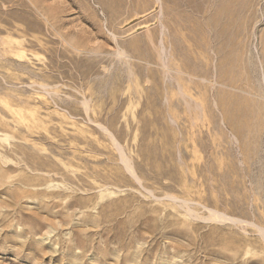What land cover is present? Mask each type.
I'll return each mask as SVG.
<instances>
[{
	"label": "rangeland",
	"instance_id": "rangeland-1",
	"mask_svg": "<svg viewBox=\"0 0 264 264\" xmlns=\"http://www.w3.org/2000/svg\"><path fill=\"white\" fill-rule=\"evenodd\" d=\"M0 264H264V0H0Z\"/></svg>",
	"mask_w": 264,
	"mask_h": 264
}]
</instances>
